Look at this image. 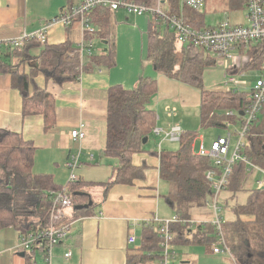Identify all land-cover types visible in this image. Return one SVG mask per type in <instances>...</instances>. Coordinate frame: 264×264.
<instances>
[{
  "label": "trees",
  "instance_id": "1",
  "mask_svg": "<svg viewBox=\"0 0 264 264\" xmlns=\"http://www.w3.org/2000/svg\"><path fill=\"white\" fill-rule=\"evenodd\" d=\"M131 1L149 6L157 3V0ZM166 1L170 3V9L166 11L178 15V0ZM231 2L238 5L243 0ZM182 14L194 27L208 26L203 21L201 11L184 7ZM157 21V16H150L147 31L148 60L157 72L167 78L192 84L199 89L201 126L225 127L227 122L239 119V115L229 114L228 111L235 113L243 110L250 102V92L204 89L202 72L213 65L212 57L202 48L179 44L174 31L163 22L157 24ZM97 25H100L101 30L96 28L89 37L94 38L98 33L99 37L106 38L104 35L109 27L108 15H103ZM35 46H41V53L35 57L39 59L38 67L26 72L23 66L34 59L28 48ZM248 53L251 60L242 68H230L229 73L236 74L259 68L264 58V43L251 46ZM112 55L111 46H108L104 54L92 55L89 63L81 65L77 46L72 45V42L41 44L36 39H30L20 48L0 49V69L10 73L12 86L20 92L22 113L43 114L45 127L49 128L54 124L53 97L33 83L35 74L40 72L46 79L61 83L77 78L80 70L92 68L95 64L111 63ZM156 90V80L148 76L139 77L136 86L130 89L119 84L109 88L104 153L117 157L119 166L113 180L97 183L104 184L105 190L114 183L132 184L135 179L143 176L144 165L135 166L132 156L144 150L143 139L149 137L155 126L154 110L147 103ZM196 135L195 132L183 131L176 150L164 149L158 152L160 178L168 184L166 199L180 218V221L170 224L174 240H184L187 231L192 230L191 223L184 220L195 219L194 214L204 213L211 194V185L205 174L216 167L211 157L196 155L191 151V143ZM244 138L246 143L239 149V154L264 169V105L260 117L258 115L250 124ZM34 151L32 142L24 140L16 132L0 128V226H12L19 233L38 231L46 226L51 207L48 191L62 187L54 185L48 174L33 173ZM247 167V163L242 160L232 164L226 187L230 192L244 189L250 176ZM90 184L92 183L82 179L66 183L72 206L63 218V222L71 230L65 240L72 234L78 218L92 214L94 202L88 199L90 195L86 190V186ZM248 191L245 203L231 207L235 217L227 219L223 224L225 241L237 264H264V185L252 187ZM194 223H197V227L201 225ZM206 224L212 228L215 239L211 222ZM158 229L159 225L153 221L146 224L141 237L142 252L128 255L126 264L143 262L148 258V251L159 250ZM23 253L25 264H48L44 261V255L39 259L36 251Z\"/></svg>",
  "mask_w": 264,
  "mask_h": 264
},
{
  "label": "crops",
  "instance_id": "2",
  "mask_svg": "<svg viewBox=\"0 0 264 264\" xmlns=\"http://www.w3.org/2000/svg\"><path fill=\"white\" fill-rule=\"evenodd\" d=\"M78 1L79 0H0V38L15 37L23 35L24 33L36 31L43 23L56 16L62 7L67 4H75ZM158 1L165 10L170 9V3L168 1L157 0V2ZM243 5L242 3L241 6ZM177 7L180 9L179 3ZM183 9H180V11L182 12ZM120 10L123 11L120 12ZM125 13L129 14L130 12L123 8H119L116 11L101 9L95 11L92 15L93 23L99 31L101 30L100 25H97L99 20L102 19L103 15H108L109 27L107 34L104 35L106 38L99 37L100 35L97 33V35L92 38V41H99L101 43L100 47L97 49H95L94 46L93 55L95 56L101 53L104 54L105 49L111 46L113 54L111 63L95 64L92 68L80 70V74L77 78L65 80L61 83L46 79L40 72L35 74L33 83L46 90L53 97L54 124L52 127H45V118L41 113L34 112L25 115L22 113V96L19 90L12 86L10 73L0 69V128L16 132L24 140L32 142L35 147L32 166L33 173L50 175L56 186L66 185L70 171L67 167V161L70 155L76 154L78 155V165L75 169V175L78 179H82L87 183H92L86 186L87 193L90 195L88 199L94 202L92 214L78 218L74 223L72 228L73 232L70 237L53 248L50 264H126L128 255H136L142 252L141 237L147 223L151 221L154 222L153 219L155 217L167 219L177 215L167 202L166 196L168 190L166 194L163 195L160 189L161 184H165L166 188H168L167 182L160 178L159 173L158 152L166 149L161 146L162 142L165 140H161V138L153 134V132L146 138L144 150L136 152L132 156V163L135 166L144 165V172L141 178L135 179L132 184L114 183L106 190L104 184H97L113 180L116 168L119 166L117 157L104 153L107 128V93L109 88L119 84L130 89L136 86L139 80L138 77L148 76L154 78L156 77L155 72H157L154 67L153 70L150 69L152 66L150 60L145 64L144 70L134 71L129 75L128 79L124 76H120L116 71L117 69L113 68V66L116 65L113 64V58L116 54L115 48L116 45L117 47L119 46V43L117 41L115 44L113 41L114 37L111 19L114 18L115 20L116 38L117 36L124 35L125 31L136 25L138 29L143 30L144 28V22L138 19L141 15L134 14L135 16L131 19ZM226 15L233 24L246 25L248 23L235 22L231 20L230 15ZM245 16L246 11L244 15L246 19ZM124 20L127 21L125 22ZM146 22L148 31L150 16H148ZM192 22L195 23L196 21L194 20ZM217 24L218 22L214 25ZM81 37L82 30L77 22L70 27L54 24L48 31L47 43L60 44L67 41L77 46ZM146 47L148 53V41ZM28 51L34 59L23 66L26 72H30L32 68L35 69L38 67L39 59L35 57H38L41 53V46L28 48ZM207 53L212 57L213 65L216 64L218 57L215 58V56L217 55L215 54L213 57L212 52ZM90 59L91 58L84 56L80 64H87L90 62ZM32 61H37V64L31 63ZM227 62L230 63L229 60L225 59L223 62L219 63V65L227 72L226 75H229L231 73H229L228 70L231 66L227 67ZM109 65H112V67ZM248 71H257L258 76L259 68L249 69L236 74H245ZM224 85L228 89L212 90L223 92L228 90L250 92V88L253 84L248 86L247 80L244 79L241 81V79H237V84L229 83V85H226L224 82ZM156 107L155 109L149 107L154 109L156 127L168 129L172 124H178L184 132H190L188 130L189 128L183 127L178 121L167 119L164 111L160 115ZM168 112L170 114H175V108L169 109ZM229 112L230 111H228V113ZM231 112L240 117L235 121L227 122L225 127L230 123H235L241 128V121L243 118L242 110L239 111L242 114L239 112L234 113V111ZM162 115L165 117L164 120H162ZM260 115L261 112L259 113V117ZM172 116L173 115L169 117ZM80 122L84 125L85 136L78 142L70 138V132L72 129L77 128ZM234 131L236 133L237 130ZM197 137L201 139L200 143L199 145H194ZM218 137L225 136H213L210 142L206 144L203 137L196 135L191 143V149L193 148L196 154L200 145L209 148L211 143ZM150 138H154L151 142L154 147L149 146ZM159 142L161 149L157 148ZM243 143H246L245 138ZM236 145L237 143L231 148L230 134L228 155L234 152ZM216 170L220 172L222 169L216 168ZM247 170L250 176L245 183V187L249 186L248 189L252 188L251 186L253 185L258 187L257 181L261 180L260 177L257 178L258 174H264L249 168V166ZM255 175L256 178H254ZM252 177L254 179V184L249 185V180ZM261 181L264 185V180ZM241 191L242 190H239L234 193L225 188L220 193L219 197L223 206L222 214L227 211L230 212L231 218L229 219L235 217L232 210H230L231 207L235 204H243L246 202L249 191L245 201L241 203L235 201V199H238V195ZM210 198L211 194L207 199V206H209ZM161 202H163V204ZM194 218V220H198L197 222L201 224L200 227H197V223H192V230L187 231L184 240L178 238L175 240L173 239L171 244L173 254L170 257L169 264H235L236 261L234 262V257L233 260L229 255L214 253L212 251V245L215 239H213V233L211 232L212 228L209 224H206L208 222L210 223L211 212L209 209L206 208L204 213L194 214ZM227 219L228 218L225 217L224 222ZM19 235V230L12 226H0V264H25V260L20 254L21 252L16 249L19 242ZM130 236L134 237L133 243L128 242ZM186 238H189V240ZM68 250L71 252V256L67 259L64 257V253ZM179 251L183 253L184 258L178 259ZM147 256L148 258L145 261L136 264H158L160 251H148Z\"/></svg>",
  "mask_w": 264,
  "mask_h": 264
},
{
  "label": "built area",
  "instance_id": "3",
  "mask_svg": "<svg viewBox=\"0 0 264 264\" xmlns=\"http://www.w3.org/2000/svg\"><path fill=\"white\" fill-rule=\"evenodd\" d=\"M178 3L180 9L186 7L194 11H201L205 7L206 0H178ZM243 4L246 11L245 17L248 22L246 25L231 23L225 14L217 25L197 28L187 22L181 11L178 15H172L162 7L159 1L156 5L149 6L131 0H79L75 4H67L62 7L56 16L43 23L36 31L15 37L0 38V49L20 48L30 39H36L39 43L45 44L48 40V31L52 25L61 24L64 27H70L77 22L82 30L81 40L77 44V53L80 61L84 56L90 58L93 55V41L89 36L96 31L92 18L93 13L101 9L116 11L119 8H123L136 15L148 13L150 16H157V24L163 22L172 29L179 44L202 48L207 52H215L218 57L224 58L223 60H229L231 68H242L251 60L248 49L256 43H264V0H243ZM229 83L237 84V79L234 75H227L225 84L229 85ZM250 94V102L242 110V124L238 132L240 139L234 152L228 155L230 134H227L225 137H218L214 140L209 148L200 145L196 153V155L211 157L214 166L222 169L218 172L216 168H211L205 174L206 180L211 185L209 204L212 209L210 211V222L215 233L212 251L229 255L233 260L234 258L225 241L223 206L219 196L221 191L227 187L231 166L237 160L245 161L249 168L264 174L263 168L255 166L239 154V149L244 145L241 142V138L244 137L250 124L258 118L264 105V58L259 67L258 76L250 88ZM229 114H232V112L230 111ZM152 132L159 136L161 140L174 142L180 140L183 130L178 124H172L168 129L155 126ZM84 136V125L80 122L77 128L71 130L70 138L80 142ZM158 148L161 149L160 142ZM191 150L194 153L193 148ZM77 165L78 155H70L67 161V167L70 170L68 182L78 179L74 173ZM257 186H263L261 180L257 181ZM48 197L51 200V207L46 226L38 231L20 233L16 249L19 252L36 251L42 256L44 255V261L50 264L53 248L65 240L71 232L69 225L63 222V218L67 215L72 202L66 185H63L58 190L48 191ZM153 220L159 225L160 256L158 264H169V259L173 254L171 244L174 239L170 224L180 221V218L178 215H174L167 219L155 217ZM197 221L194 219L184 220V222L191 224ZM128 242L133 243L134 237L130 236ZM70 256L71 252L69 250L64 253L65 258L68 259Z\"/></svg>",
  "mask_w": 264,
  "mask_h": 264
},
{
  "label": "rangeland",
  "instance_id": "4",
  "mask_svg": "<svg viewBox=\"0 0 264 264\" xmlns=\"http://www.w3.org/2000/svg\"><path fill=\"white\" fill-rule=\"evenodd\" d=\"M241 2L238 5H233L231 0H206V4L203 10H201V14H203V20L205 24L214 25L215 23L219 22L225 14L230 15L231 20L235 22H242L247 23V20L244 18L245 9L244 5L241 6ZM123 10H120L122 12ZM131 19L134 17V14H128ZM150 16L148 13H144L139 16V20L144 22L143 30L138 29L137 25L131 27L129 30L125 31L124 35L117 36L116 38V31H115V20L114 18L111 19L112 22V31L114 37V43L118 41L119 46L116 45V54L113 58V68H116L117 72L120 76H124L128 79L129 75L132 74L136 70H144L145 64L149 61L147 59V41H148V34H147V18ZM130 19V20H131ZM125 22L127 20H124ZM121 30V29H120ZM101 43L99 41H94L92 49L100 47ZM115 47V46H114ZM212 55V54H211ZM215 52H213V57ZM218 56H215V58ZM224 58L220 56L217 58V63L212 65L211 67H207L202 72V85L204 89H228L224 85L227 78V72H225L224 68L219 65V63L223 62ZM148 61V62H147ZM31 63H36L37 61H32ZM112 67V65H109ZM230 66V63L227 62V67ZM150 67V66H149ZM110 68V67H109ZM153 70V66L150 67ZM156 77H154L157 81V90L156 93L152 96L150 101L147 103L148 107H152L155 109L158 108L159 114L164 111L167 119L176 120L178 121L183 127L189 128L190 132L197 133V136L203 137L205 143L208 144L213 136L217 135H224L226 136L228 133L231 134V148L235 146V144L240 139V136L237 134L239 132V125L235 123H230L227 127L223 126H208L203 127L200 123L199 118V95L200 91L194 85L189 83H183L175 80L167 79L162 73L155 72ZM257 76V71H248L245 74H236L234 77L236 79L247 80L248 86L253 84L255 78ZM139 78V77H138ZM132 88V87H131ZM175 108V114H170L168 112L169 109ZM153 109V110H154ZM157 115V114H156ZM173 115L172 117H169ZM165 117L162 115V120ZM239 127V128H238ZM238 128V129H237ZM234 130H237L236 133ZM154 138H150L149 146L154 147L151 142ZM201 139L198 137L195 139L194 145H199ZM241 142H244V137L241 138ZM180 142L174 141L170 142L165 140L162 142V147L169 149V150H176L179 147ZM158 148V147H157ZM75 173V171H74ZM70 175V171H69ZM261 180H264V175L258 174V177ZM256 178V175L255 177ZM249 185L254 184L253 177L249 180ZM249 186L245 187L239 195L238 199L235 201L241 203L245 201V198L248 193ZM251 187H256L255 185ZM161 193L163 195L166 194L168 188H166L165 184H161L160 186ZM163 204V202H161ZM165 203V202H164ZM166 206V205H164ZM209 211H211L212 207L209 204L207 206ZM166 209V208H164ZM225 218H231V213L226 212L222 214ZM39 255V259H42V254L37 253ZM184 258L182 252L179 251L178 259ZM171 259V258H170ZM169 259V260H170ZM170 263V262H169ZM178 263V262H177Z\"/></svg>",
  "mask_w": 264,
  "mask_h": 264
},
{
  "label": "water",
  "instance_id": "5",
  "mask_svg": "<svg viewBox=\"0 0 264 264\" xmlns=\"http://www.w3.org/2000/svg\"><path fill=\"white\" fill-rule=\"evenodd\" d=\"M240 114H242V113H240ZM145 142H146V138L143 139V143H145ZM263 149H264V144H263ZM20 254H21L22 256L24 255L23 252H21Z\"/></svg>",
  "mask_w": 264,
  "mask_h": 264
}]
</instances>
